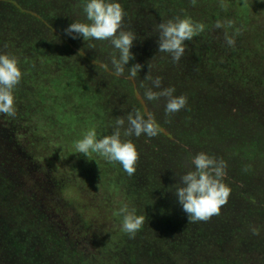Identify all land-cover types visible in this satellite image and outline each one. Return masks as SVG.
Masks as SVG:
<instances>
[{"label":"trees","instance_id":"1","mask_svg":"<svg viewBox=\"0 0 264 264\" xmlns=\"http://www.w3.org/2000/svg\"><path fill=\"white\" fill-rule=\"evenodd\" d=\"M119 3L125 12L123 29L136 36L131 49L135 59L126 68L136 63L143 66L136 79L127 78V71L124 76L114 75L109 63L113 49L108 41H84L65 34L73 21H85L81 0H0V52L16 56L22 72L14 90L15 117L0 114V191L1 187L6 188L7 198L22 205L23 212L30 215L28 219L34 221L41 216L42 226L60 236L62 223L55 221L52 226L39 205H44L50 194L52 205H67L63 203V192L70 190L78 205L89 212L88 221L93 219L91 224L96 223L88 241L97 232L105 239L110 236L101 231L105 210L113 214L116 205L135 208L144 200L151 205H179L174 185L179 183L180 175L192 168L191 157L204 152L226 164L224 183L231 189L227 203L207 221L188 222L182 210L170 215L167 224H147L142 232L150 239L148 244L145 245L148 238L144 237L135 247L142 255L141 264H181L184 259L189 262L196 248L204 252L213 248L217 252L212 249L213 255H195L200 264H264V237L260 235L264 233V0ZM175 17H190L205 27L185 41V52L174 63L169 54L158 52L156 26ZM227 20L233 22L231 28L227 27ZM217 22L224 27L217 28ZM51 31L52 41L46 42L45 53L52 49V82L45 83L52 85V97L43 101L26 79L35 74L36 66L25 65V58L34 52L25 38L38 34L45 39ZM226 32H237L231 47L225 42ZM77 52L83 58L76 57ZM84 56L88 57L86 61ZM72 57L75 62L71 64ZM72 66L87 74L88 98L86 93L76 91L82 89L81 81L67 76L66 69ZM47 67L48 63L37 64L43 74H47ZM147 73L153 78L161 77L162 87H174L175 95L185 96L186 107L166 115L163 98L144 100L139 83ZM126 89L133 93H124ZM85 98L96 103V112L87 110L89 126L76 123L74 129L70 110L76 108L80 112L79 102ZM134 110L145 117L148 113L153 115L157 135L130 137L139 153L136 171L129 176L118 164L128 183L120 186V191L110 193L103 179L90 183L99 168L89 172L80 169V165L88 163L84 159L77 162L83 154L76 153L75 141L90 129H95L98 136L101 132L110 134L115 118H126ZM69 127L76 136L66 132ZM166 188L170 189L163 192ZM56 219L63 218L58 215ZM118 231L114 229L115 234ZM244 231L249 232L247 238H239ZM73 243L68 249H85L83 244L81 247L78 242ZM3 252L0 264H11L14 258Z\"/></svg>","mask_w":264,"mask_h":264},{"label":"clouds","instance_id":"2","mask_svg":"<svg viewBox=\"0 0 264 264\" xmlns=\"http://www.w3.org/2000/svg\"><path fill=\"white\" fill-rule=\"evenodd\" d=\"M85 21H73L64 30L72 39L82 38L84 41H108L113 52L109 63L111 70L117 77L124 76L136 79L143 67L136 63L126 68L134 54L131 52L135 33L123 29L125 12L119 0H81ZM193 4L196 0H191ZM226 25L231 28L233 22L227 20ZM158 52L170 55L172 61L179 62L185 52V41L204 30V25L195 23L190 17H175L157 26ZM217 28L224 27L217 22ZM75 34V35H73ZM225 33L228 46L235 44V35ZM105 68L108 65H104ZM22 79L19 60L16 56L0 52V114L15 117L14 90ZM150 82V85L145 83ZM139 87L143 89V99L152 102L161 98L164 100L165 114H174L187 105V98L175 95L174 87H162V78H153L148 73L140 80ZM158 89L159 91H156ZM157 126L151 113L147 117L139 111L129 112L125 117H116L110 134L98 136L95 129L88 130L81 139L75 141L76 153L87 157L95 153L109 163H118L129 175L136 171L139 153L130 137L139 138L157 135ZM192 168L179 176V183L174 185L177 203L187 215L188 222L207 221L218 215L220 208L227 203L231 189L224 183L226 164L207 153L199 152L191 157ZM121 216L120 229L134 237L145 222V215H138L135 208L127 204L119 208ZM255 234V230H253Z\"/></svg>","mask_w":264,"mask_h":264},{"label":"rangeland","instance_id":"3","mask_svg":"<svg viewBox=\"0 0 264 264\" xmlns=\"http://www.w3.org/2000/svg\"><path fill=\"white\" fill-rule=\"evenodd\" d=\"M46 30L49 32L50 27ZM25 40L27 44H31L33 46L34 50L30 58H25V65L36 66L35 74L27 77L26 79L33 84L36 96L39 97L38 94H40V96L43 98V101H45L46 98L49 100L52 97V94H49L52 93V85H48L45 82H52V49L51 51H48V54H46L45 44L46 42L52 41V31L45 39H40L39 35L36 34L34 37L31 36L30 38H25ZM35 53L37 55H35ZM42 53H44L45 56H42ZM74 55L76 57L82 56L80 52H77ZM81 58H83V56ZM87 59L88 57L84 56L83 60L86 61ZM40 61L42 63L44 62L49 64V67H47V74H43V71L37 70V64H40ZM69 62L71 64L75 62L74 58L72 57ZM67 69L66 72L69 78H74L73 76H75V79L81 81L80 83L82 86L80 87H82V89L79 88V90H75L86 93V97L88 98L89 93L87 94V91L89 92V89H87L86 82L87 74L83 73V71H81L79 68H76V66H72L68 69V71ZM76 91L74 92L77 93ZM124 93L129 94L133 92L126 89ZM47 94L49 95L47 96ZM79 103L81 107L80 112L77 111L76 108H72L70 110L72 113L70 123L74 129V124L76 123H83L89 126L88 117L85 114L87 113V110H93L96 112V103L89 102L86 98ZM65 111L67 115H69V111L67 109ZM97 113L99 114V111ZM108 113L109 112H107L106 115H108ZM67 117L68 116H66V119ZM66 132H68L70 135H77L71 127L67 128ZM104 134L105 132L100 133L101 136ZM73 157L76 156L69 155V158ZM83 159L88 163V165H80L79 167L82 171L89 172V170L99 168L92 175L94 176L97 174V176L91 180V184L100 182L103 179V181H106L109 185L110 193L118 192L121 189L120 186L122 187L123 185H127L128 180L125 179L126 176L119 169L118 163L106 162L103 158L97 156L95 153L89 154L87 157L80 155L77 162ZM71 172L74 173V171ZM146 187L149 188L148 186ZM1 188L5 198L0 191V208L2 210V213H0V218L2 221V225L0 224V252L4 251L3 254L9 255L10 259L14 258L11 264H141L139 257L142 255H139L138 252H136L135 247L144 241L142 238H148L147 234L142 232V230L145 231V226L156 221L162 223L163 225L167 224L171 219L170 215L180 214V211L182 212L180 205H154L152 202L151 205L150 202L144 200L137 204L138 206L135 205L134 207L138 215H145V222L141 229L136 232L135 236L130 237L128 234L121 231L120 226L117 227L115 224L121 223V216L118 215V211L119 208L123 206L116 205V212L113 214L109 211V209L108 211L105 210L104 215L106 218H101L102 222L100 223L102 225L101 231L105 233L107 232V234L110 236L104 239L105 235H99L97 232L95 233L94 237H91V239L88 241L87 238L90 236L92 228L94 225H96V223L91 224V222H95L93 219L88 221L89 217L87 218V213L89 212L86 211L85 206L83 207V205H78L79 203H77V200L73 198L75 194L70 193V190L63 192V199H65L63 200V203H66L67 205H62L61 203L60 205H52L51 194L50 196L46 195L48 197L46 199L47 201H43L44 205H39V208L42 212L46 211L47 214L45 212L44 214L48 217L52 226L55 221L62 223L64 228L61 226L63 230L60 236H58L54 232H51L42 226L44 221L41 219V216H36L34 221L28 219L27 217L30 215L23 212L22 205H17L13 200L7 198V191L5 192L7 189L3 187ZM169 189L170 188H166L163 190V192L168 191ZM45 190L46 192H49L48 189L45 188ZM132 195L134 198H136L135 193H132ZM58 215L62 216L64 223L62 222L63 219H56ZM173 219L175 221L176 218ZM183 221L180 220V222ZM233 221L234 223L239 222L237 220ZM9 224L12 225L10 226ZM6 225L9 226L8 229L10 228V230L7 232ZM115 228L119 229L116 234L114 232ZM148 230L149 228H146V231ZM248 234V231H244L241 233L239 238L246 239ZM196 235L198 238L201 236L198 228H196ZM260 235L264 237V233H260ZM98 238L104 240H99ZM149 240L150 239L148 238L145 242V245L148 244ZM73 242H78L77 245L80 246L83 244L82 246L85 249L82 251L74 248L68 249V247H73ZM212 249H210V252H206L207 250L204 252V249L196 248L190 261L187 262L188 260L182 258L184 260L181 264H200L198 258L194 256H197L198 253L213 255L214 249ZM85 254L88 256H85ZM145 257L148 258L149 256ZM16 260L18 262H16ZM146 260L147 259H145V261ZM209 263L210 261H208V264Z\"/></svg>","mask_w":264,"mask_h":264}]
</instances>
